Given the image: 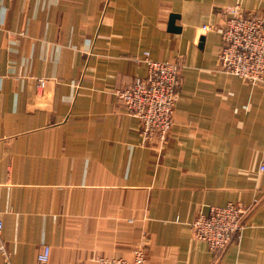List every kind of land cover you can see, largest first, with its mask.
Wrapping results in <instances>:
<instances>
[{"label":"crops","instance_id":"0c3cea01","mask_svg":"<svg viewBox=\"0 0 264 264\" xmlns=\"http://www.w3.org/2000/svg\"><path fill=\"white\" fill-rule=\"evenodd\" d=\"M264 0H0V264H264V84L219 68L226 8ZM175 16L173 29L171 17ZM210 25V29H203ZM182 63L167 143L116 91L136 61ZM40 79H45L43 86ZM258 203L222 255L194 238L212 205Z\"/></svg>","mask_w":264,"mask_h":264},{"label":"built area","instance_id":"2783aa9c","mask_svg":"<svg viewBox=\"0 0 264 264\" xmlns=\"http://www.w3.org/2000/svg\"><path fill=\"white\" fill-rule=\"evenodd\" d=\"M203 29H210V25ZM219 32L223 39L218 51L219 68L249 83L264 84V11L250 13L239 3L230 5ZM134 59L147 64V76L137 77L129 86L118 89L116 96L128 114L139 118L144 140L160 150L173 129L183 65L179 60L153 59L149 51ZM45 83V79H40V86ZM257 203L258 199L250 204L228 202L210 206L208 213L200 212L191 222L194 238L205 240L215 255H222L234 239L240 238L246 216ZM3 227L0 219V251L9 256L1 235ZM50 257L51 246L45 244L37 255V264H49ZM146 257L145 246L140 245L130 261L99 255L95 264H145Z\"/></svg>","mask_w":264,"mask_h":264},{"label":"water","instance_id":"95a60500","mask_svg":"<svg viewBox=\"0 0 264 264\" xmlns=\"http://www.w3.org/2000/svg\"><path fill=\"white\" fill-rule=\"evenodd\" d=\"M174 20H175V16L172 15V17H171V21H170L171 26L173 27V29H177V28L174 26Z\"/></svg>","mask_w":264,"mask_h":264},{"label":"rangeland","instance_id":"374dc122","mask_svg":"<svg viewBox=\"0 0 264 264\" xmlns=\"http://www.w3.org/2000/svg\"><path fill=\"white\" fill-rule=\"evenodd\" d=\"M240 4V3H239ZM135 251V250H134ZM93 264H95V259H94V263Z\"/></svg>","mask_w":264,"mask_h":264}]
</instances>
